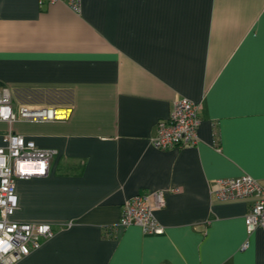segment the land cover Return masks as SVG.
Returning a JSON list of instances; mask_svg holds the SVG:
<instances>
[{
	"label": "crops",
	"instance_id": "0c3cea01",
	"mask_svg": "<svg viewBox=\"0 0 264 264\" xmlns=\"http://www.w3.org/2000/svg\"><path fill=\"white\" fill-rule=\"evenodd\" d=\"M1 85L15 113L65 111L0 120V146L12 132L55 151L14 181L12 218L55 230L14 264H264L251 199L211 193L244 173L264 185V0H0ZM182 96L201 105L198 142L154 148ZM156 189L164 231L120 227L121 202Z\"/></svg>",
	"mask_w": 264,
	"mask_h": 264
},
{
	"label": "built area",
	"instance_id": "2783aa9c",
	"mask_svg": "<svg viewBox=\"0 0 264 264\" xmlns=\"http://www.w3.org/2000/svg\"><path fill=\"white\" fill-rule=\"evenodd\" d=\"M57 1L79 11L81 0H38L40 6ZM12 94L7 85L0 86V120L11 121L16 118L27 120L54 119L53 108H27L21 106L18 113L11 108ZM168 115L158 119L155 133L148 140L156 149L189 147L198 138L201 105L191 102L187 97L176 98L171 102ZM5 144L0 146V264H14L38 248L41 241L51 237L55 230L49 222L21 221L12 218L18 208L15 179L33 173L44 174L53 149L40 148L21 135L6 133ZM171 191L177 188L171 187ZM211 193L219 200L250 198L251 202L244 216L247 232L260 227L264 232V185L251 175L244 173L237 177H224L215 180ZM165 189L146 190L124 199L118 225L125 227L137 224L144 233L161 234L164 227L153 214L155 209L165 205ZM247 241L241 247L245 248Z\"/></svg>",
	"mask_w": 264,
	"mask_h": 264
},
{
	"label": "bare ground",
	"instance_id": "6f19581e",
	"mask_svg": "<svg viewBox=\"0 0 264 264\" xmlns=\"http://www.w3.org/2000/svg\"><path fill=\"white\" fill-rule=\"evenodd\" d=\"M53 113H54L55 117H62V116L65 115V111L64 110L54 109Z\"/></svg>",
	"mask_w": 264,
	"mask_h": 264
}]
</instances>
